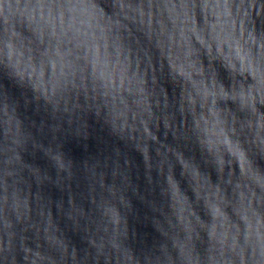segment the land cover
<instances>
[{
  "label": "clouds",
  "instance_id": "obj_1",
  "mask_svg": "<svg viewBox=\"0 0 264 264\" xmlns=\"http://www.w3.org/2000/svg\"><path fill=\"white\" fill-rule=\"evenodd\" d=\"M0 264H264V0H0Z\"/></svg>",
  "mask_w": 264,
  "mask_h": 264
},
{
  "label": "water",
  "instance_id": "obj_2",
  "mask_svg": "<svg viewBox=\"0 0 264 264\" xmlns=\"http://www.w3.org/2000/svg\"><path fill=\"white\" fill-rule=\"evenodd\" d=\"M158 50V49H157ZM159 139V136H158ZM130 155L128 174L125 175L124 179L131 190V200L135 208L143 215L148 213L149 209L155 212H160L161 208L157 200L148 199L146 195H141L140 192V179L136 171L137 168L142 169L144 166V150L141 149L137 152H132ZM119 171V169H117ZM58 193L52 191L51 193L44 192L42 194H34L30 191V199H35L37 201V211H43L46 217L50 216L49 223L57 229L58 232L65 233V242L69 240H76V236L71 228V226L66 222L63 215L57 217V215L51 211L49 204L57 197ZM74 203V200H73ZM31 207V205H30ZM159 226V222H157Z\"/></svg>",
  "mask_w": 264,
  "mask_h": 264
}]
</instances>
